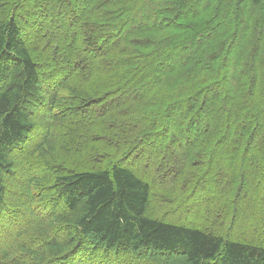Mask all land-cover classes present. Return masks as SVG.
I'll return each mask as SVG.
<instances>
[{"label":"trees","instance_id":"16d2710c","mask_svg":"<svg viewBox=\"0 0 264 264\" xmlns=\"http://www.w3.org/2000/svg\"><path fill=\"white\" fill-rule=\"evenodd\" d=\"M0 264H264V0H0Z\"/></svg>","mask_w":264,"mask_h":264},{"label":"rangeland","instance_id":"374dc122","mask_svg":"<svg viewBox=\"0 0 264 264\" xmlns=\"http://www.w3.org/2000/svg\"><path fill=\"white\" fill-rule=\"evenodd\" d=\"M166 220H172V218H166ZM194 225V224H193Z\"/></svg>","mask_w":264,"mask_h":264}]
</instances>
